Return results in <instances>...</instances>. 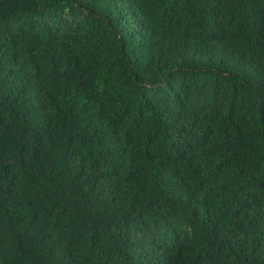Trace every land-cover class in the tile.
<instances>
[{"label": "trees", "instance_id": "obj_1", "mask_svg": "<svg viewBox=\"0 0 264 264\" xmlns=\"http://www.w3.org/2000/svg\"><path fill=\"white\" fill-rule=\"evenodd\" d=\"M0 264H264V0H0Z\"/></svg>", "mask_w": 264, "mask_h": 264}]
</instances>
